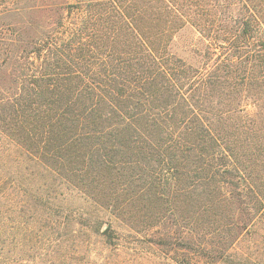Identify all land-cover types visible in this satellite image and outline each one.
I'll use <instances>...</instances> for the list:
<instances>
[{
	"label": "trees",
	"instance_id": "trees-1",
	"mask_svg": "<svg viewBox=\"0 0 264 264\" xmlns=\"http://www.w3.org/2000/svg\"><path fill=\"white\" fill-rule=\"evenodd\" d=\"M33 242L264 264V0H0V264Z\"/></svg>",
	"mask_w": 264,
	"mask_h": 264
},
{
	"label": "rangeland",
	"instance_id": "rangeland-1",
	"mask_svg": "<svg viewBox=\"0 0 264 264\" xmlns=\"http://www.w3.org/2000/svg\"><path fill=\"white\" fill-rule=\"evenodd\" d=\"M198 40H199V34L194 29H192L191 26H187L177 34L173 44V52L192 62V52L190 51L192 50V44L198 42ZM248 110H250V108H248ZM75 203L77 202L75 200H72V202L70 201L69 206L72 208H76L75 206H73L75 205ZM31 223H35V221L31 220ZM115 228L120 232L128 234L127 231L124 230L125 228H120L117 226V224H115ZM94 240L95 238L92 239V242ZM126 243L127 244L125 245H130L140 248L137 249V252L139 255H141V257L148 258L151 256V250L149 246L146 243H143V241H140L132 237H127ZM39 247H40L39 243L37 244L35 242L31 243L29 245V249H30V253L28 254L29 257L24 256V258L29 259L33 264H45L47 262V258L45 259L42 256L40 257V254L43 253L44 250H42V247L41 248ZM92 249H93L92 252L96 260L103 259L106 257L105 259L106 261L115 263L118 258V255L115 251L104 250L99 246H97L96 244H94V246L92 245ZM127 253L131 254L129 250L125 249V254L122 256V258H120L121 261H124V264H126L125 261L128 260L129 258ZM168 263L169 262H166L165 260L163 262V264H168Z\"/></svg>",
	"mask_w": 264,
	"mask_h": 264
}]
</instances>
